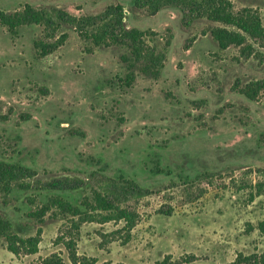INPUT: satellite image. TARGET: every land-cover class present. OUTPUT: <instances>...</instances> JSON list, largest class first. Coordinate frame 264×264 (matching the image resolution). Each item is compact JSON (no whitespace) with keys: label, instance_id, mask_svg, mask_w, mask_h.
<instances>
[{"label":"rangeland","instance_id":"1","mask_svg":"<svg viewBox=\"0 0 264 264\" xmlns=\"http://www.w3.org/2000/svg\"><path fill=\"white\" fill-rule=\"evenodd\" d=\"M228 1L234 11L257 10L264 26V0ZM116 2L0 0V11L30 4L78 17ZM120 2L126 27L155 34L145 41L165 56L158 78L134 68L126 86L127 49L95 47L67 25L64 45L42 58L33 48L41 27L23 26L11 36L0 26V160L35 171L37 188L13 191L0 215L20 236L32 235L25 200H45L39 186L65 177L98 186L122 174L152 194L128 202L140 221L127 243L123 232L114 233L122 223L82 226L78 254L94 264H158L166 256L184 264L179 260L189 254L197 258L189 264H228L237 253L264 252L256 229L264 220V194L249 201V186L264 184V97L250 102L233 89L264 79V47L249 41V57L234 46L220 50L209 33L219 23L201 18L186 27L175 9L150 16ZM60 194L73 203L82 195ZM168 209L169 216L157 214ZM60 227L46 219L32 256L12 255L0 238V264H38L54 252L71 264L54 244Z\"/></svg>","mask_w":264,"mask_h":264},{"label":"trees","instance_id":"2","mask_svg":"<svg viewBox=\"0 0 264 264\" xmlns=\"http://www.w3.org/2000/svg\"><path fill=\"white\" fill-rule=\"evenodd\" d=\"M108 5L97 15L74 16L66 10L56 6L34 7L25 4L22 9L7 13L0 11V26L4 27L11 36H15L23 26H39L42 28V38L33 41V48L38 57H46L64 45L67 35L61 28L67 25L73 28L77 36L90 42L93 46L125 47L129 55L123 56L129 71L137 68L144 75L158 78L163 68L165 56L150 47L146 37L155 35L151 31H141L137 28H128L125 25L124 7L117 0ZM134 8L145 11L154 16L161 10L172 8L182 15V24L190 26L195 20L205 18L208 21L219 23L222 26L212 27L210 36L220 50L230 46L240 48L242 56L249 57L253 53L254 42L264 47V26L257 10L242 8L234 11L228 0H127ZM169 42L167 41V45ZM134 81L131 71L124 79V84L130 86ZM244 99L255 102L264 97V79L252 80L241 87H233ZM155 173L163 172L157 165ZM169 173V172H168ZM36 176L35 171L22 166L20 163H10L0 160V203L7 206L9 196L13 191L29 192L37 189L31 180ZM249 192V201L264 194V184H256ZM241 188H238L240 190ZM39 191L45 192V200H38L36 195H29L25 202L30 207L26 213L33 221L35 230L32 235L20 236L10 220L0 215V238L4 240L6 250L18 257L32 256L39 252L42 240V225L46 219L61 222L55 245H60L67 254L71 264H94V258L87 259L78 254L80 231L85 224H119L122 227L117 232H123L122 243H127L131 231L140 221L139 213L128 205L131 199H140L152 194L142 188L133 179L120 174L117 178H108L104 184L86 186L84 180L77 178L52 179L39 186ZM252 190H255L254 194ZM81 192L78 203L71 202L62 196V192ZM39 195V194H38ZM41 195V194H40ZM172 210H158L157 214L171 215ZM256 229L264 236V220L257 224ZM247 231H253L249 228ZM192 254L181 256L180 262L189 264L196 261ZM170 257L166 256L158 264H171ZM38 264H65L60 253H52L41 258ZM228 264H264V252L251 254L237 253L234 260Z\"/></svg>","mask_w":264,"mask_h":264}]
</instances>
